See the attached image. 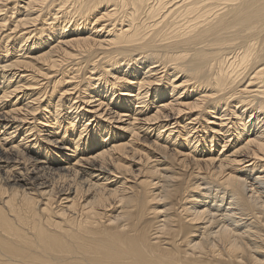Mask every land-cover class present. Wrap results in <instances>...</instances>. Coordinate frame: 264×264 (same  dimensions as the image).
Returning a JSON list of instances; mask_svg holds the SVG:
<instances>
[{"label":"bare ground","instance_id":"obj_1","mask_svg":"<svg viewBox=\"0 0 264 264\" xmlns=\"http://www.w3.org/2000/svg\"><path fill=\"white\" fill-rule=\"evenodd\" d=\"M0 264H264V0H0Z\"/></svg>","mask_w":264,"mask_h":264},{"label":"rangeland","instance_id":"obj_2","mask_svg":"<svg viewBox=\"0 0 264 264\" xmlns=\"http://www.w3.org/2000/svg\"><path fill=\"white\" fill-rule=\"evenodd\" d=\"M139 141L142 142V143H145V144H146L147 142H149V140H148V139L146 140L145 138H142V139L139 140ZM147 175H148V174H147Z\"/></svg>","mask_w":264,"mask_h":264}]
</instances>
